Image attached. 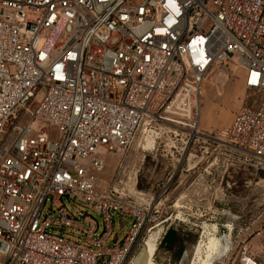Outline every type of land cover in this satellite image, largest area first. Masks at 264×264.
<instances>
[{"label": "built area", "instance_id": "built-area-1", "mask_svg": "<svg viewBox=\"0 0 264 264\" xmlns=\"http://www.w3.org/2000/svg\"><path fill=\"white\" fill-rule=\"evenodd\" d=\"M228 61L256 97L221 135L264 161V0H0V264H124L159 206L123 179L101 190L108 156L198 128L204 80ZM238 264L264 261L242 241Z\"/></svg>", "mask_w": 264, "mask_h": 264}, {"label": "rangeland", "instance_id": "rangeland-1", "mask_svg": "<svg viewBox=\"0 0 264 264\" xmlns=\"http://www.w3.org/2000/svg\"><path fill=\"white\" fill-rule=\"evenodd\" d=\"M141 1L134 0L135 3ZM255 97V92L245 87L244 70L236 62L218 64L203 83L197 106L198 128L172 127V132L170 129L162 133L141 132L124 156H108L107 166L99 178L101 190L123 179L120 187L129 181L130 186L136 184L138 191L155 196L161 223L149 237L144 235V244L147 242L157 248L155 262L190 264L193 247L205 238V226L217 225V235L224 236L236 223L234 216L238 218L236 238L223 264H238L242 241L250 242L252 253L264 261L261 253L264 161L221 135V130L230 129L236 112L251 104ZM57 133L58 130L52 128V138H56ZM148 141H153L152 146H145ZM66 205L77 215V208L85 209L83 205L88 204L79 197L76 204L66 201ZM92 214L102 232V217L95 212ZM114 217V235L120 233L123 239L130 222L118 213ZM170 225L185 233L182 243L175 248L161 243L162 233L158 230ZM65 236L86 244V235L77 228H68ZM143 245L136 247L124 264H131Z\"/></svg>", "mask_w": 264, "mask_h": 264}, {"label": "bare ground", "instance_id": "bare-ground-1", "mask_svg": "<svg viewBox=\"0 0 264 264\" xmlns=\"http://www.w3.org/2000/svg\"><path fill=\"white\" fill-rule=\"evenodd\" d=\"M196 132L198 133V131ZM152 144L153 141H148L145 146L150 147ZM233 220L236 223L230 226L229 233L221 237L217 235V225L205 226V238L193 247L190 253V259H192L190 264H223L236 238L235 227L238 226V218L234 216ZM156 249L152 244L146 242L131 264H159L154 261Z\"/></svg>", "mask_w": 264, "mask_h": 264}, {"label": "water", "instance_id": "water-1", "mask_svg": "<svg viewBox=\"0 0 264 264\" xmlns=\"http://www.w3.org/2000/svg\"><path fill=\"white\" fill-rule=\"evenodd\" d=\"M177 228L173 225H171L167 232L165 233L164 237L161 240V243H169V244H174L177 241Z\"/></svg>", "mask_w": 264, "mask_h": 264}, {"label": "flooded vegetation", "instance_id": "flooded-vegetation-1", "mask_svg": "<svg viewBox=\"0 0 264 264\" xmlns=\"http://www.w3.org/2000/svg\"><path fill=\"white\" fill-rule=\"evenodd\" d=\"M180 243H182L181 239H177L176 243L174 244H168L167 245L170 247V248H175L176 246H178Z\"/></svg>", "mask_w": 264, "mask_h": 264}, {"label": "crops", "instance_id": "crops-1", "mask_svg": "<svg viewBox=\"0 0 264 264\" xmlns=\"http://www.w3.org/2000/svg\"><path fill=\"white\" fill-rule=\"evenodd\" d=\"M185 235V233H184ZM182 233H180V231L177 232V239H181V241L183 240V236H184Z\"/></svg>", "mask_w": 264, "mask_h": 264}]
</instances>
